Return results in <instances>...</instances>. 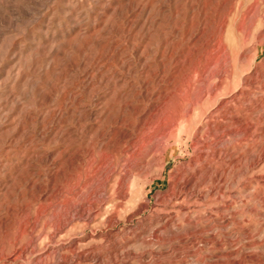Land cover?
I'll use <instances>...</instances> for the list:
<instances>
[{
  "label": "rangeland",
  "instance_id": "rangeland-1",
  "mask_svg": "<svg viewBox=\"0 0 264 264\" xmlns=\"http://www.w3.org/2000/svg\"><path fill=\"white\" fill-rule=\"evenodd\" d=\"M0 264H264V0H0Z\"/></svg>",
  "mask_w": 264,
  "mask_h": 264
},
{
  "label": "bare ground",
  "instance_id": "bare-ground-1",
  "mask_svg": "<svg viewBox=\"0 0 264 264\" xmlns=\"http://www.w3.org/2000/svg\"><path fill=\"white\" fill-rule=\"evenodd\" d=\"M194 38V37H193ZM200 40V39H199ZM198 42V41H197ZM256 49H257V46L253 49V51H252V53L254 52L255 53V56H252L251 57V62H252V64L253 63H255V65H256V56H257V54H256ZM141 56V55H140ZM247 57V56H246ZM239 59H242V57L240 56L239 57ZM239 59H238V61H239ZM245 59V58H244ZM249 59V58H248ZM245 61V60H244ZM244 63V62H243ZM257 66H258V64H257ZM241 67V66H240ZM257 68V67H256ZM259 68V67H258ZM254 69H255V67H254ZM240 70H241V68H240ZM150 87V86H149ZM230 95V94H229ZM234 96V95H233ZM142 100V99H141ZM162 107H163V105H162ZM190 107V106H189ZM134 109V108H133ZM167 109V108H166ZM131 110V109H130ZM138 110V109H137ZM133 112V111H132ZM163 109L161 108V109H159L157 106H154V108H152L151 110H148V112H146V115H148V114H151L152 116H154L155 117V115H157V114H159L158 116H161L162 114H163ZM134 113V112H133ZM141 112H139V110H138V112L136 111V114H140ZM143 113V112H142ZM123 115V114H122ZM169 115V114H168ZM96 117H98V116H96ZM148 117V116H147ZM153 117V118H154ZM138 118V117H137ZM162 118V117H161ZM140 119V118H139ZM143 119V118H142ZM166 119V118H165ZM148 120V119H147ZM162 121V120H161ZM184 121V120H183ZM120 122V121H119ZM121 122H123V121H121ZM150 122V121H149ZM186 122V121H185ZM114 123V122H113ZM117 123V122H116ZM153 123V122H152ZM151 123V124H152ZM155 123V122H154ZM172 123V122H171ZM180 123V122H179ZM183 123V122H182ZM181 124V123H180ZM207 124V123H206ZM155 125V124H154ZM109 126V125H108ZM140 126V125H139ZM148 126V125H147ZM149 126H150V124H149ZM152 126V125H151ZM168 126V125H167ZM170 126V125H169ZM123 127V126H122ZM122 127L118 124L117 126L115 125V126H113L112 128H113V131H115V133H122L123 134V136H124V130L122 129ZM181 127V126H180ZM111 128V129H112ZM169 129V127H165L164 126V123H161L159 126H157L155 129H154V135H160V136H163L164 135V133L166 132V129ZM125 129V128H124ZM151 129V128H150ZM208 130V129H207ZM206 130V131H207ZM111 131V130H110ZM153 131V130H152ZM104 132V131H103ZM224 132V131H223ZM110 133H112V132H110ZM144 133V132H143ZM209 133H210V130H209ZM101 135V134H100ZM218 135V134H217ZM224 135V134H223ZM110 136V135H109ZM153 136V135H152ZM202 136V135H201ZM100 137V141H99V144H100V146H102V147H105V145L104 144H102L104 141H106L107 140V138H106V135H101V136H99ZM125 137L127 138V139H129L130 138V136L129 135H125ZM150 137V136H149ZM211 137V136H210ZM135 138V137H134ZM158 138H161V137H158ZM163 138H164V136H163ZM207 138V137H206ZM96 139V138H95ZM98 139V138H97ZM123 139V138H122ZM150 139V138H149ZM126 140V139H125ZM131 140V139H130ZM203 137H197L196 139H195V142L192 144V148L194 149L198 144H203ZM204 140H205V138H204ZM98 141V140H97ZM96 141V142H97ZM110 142V141H109ZM98 144V143H97ZM159 144H160V142H159ZM157 145V144H156ZM98 146V145H97ZM154 146V145H153ZM158 147V146H157ZM154 148V147H153ZM152 148V149H153ZM100 149V148H99ZM88 150V149H87ZM109 150V149H108ZM156 152V151H155ZM85 153V152H84ZM63 154H65V153H63ZM88 154H90V152H88ZM87 154V155H88ZM94 154V153H93ZM66 155V154H65ZM103 155V154H102ZM153 155H154V153H153ZM204 154H203V152L202 151H199V153H198V155H197V157L195 158V159H201V157L203 156ZM217 155V154H216ZM180 157V156H179ZM182 157H183V155H182ZM102 158V157H101ZM154 158V157H153ZM216 158V157H215ZM85 159V158H84ZM162 159V158H161ZM102 160V165L103 164H106V163H108L109 161V155L106 153V154H104L103 155V159H101ZM203 160V159H202ZM96 162H97V160H95ZM200 161V160H199ZM72 162V161H71ZM93 162H94V160H93ZM93 162H91L90 163V168H89V170L90 169H92V167H93V165L95 166V164H93ZM95 162V163H96ZM165 162H166V159H162L161 160V163L159 164L160 165V167H159V170H158V174H156L157 176L155 177V179H163V168H164V165H165ZM65 163H67V162H65ZM100 163V162H99ZM98 163V164H99ZM149 163V162H148ZM68 164V163H67ZM82 164V163H81ZM89 164V163H88ZM147 165V164H146ZM89 166V165H88ZM87 166V167H88ZM70 167V166H69ZM73 168V167H72ZM191 168V167H190ZM208 168H209V166H208ZM88 169V168H87ZM250 169V168H249ZM68 170V169H67ZM143 170V169H142ZM184 171V170H183ZM195 171H198V170H195ZM194 172V171H193ZM189 173V172H188ZM110 174V173H109ZM178 175V178H177V180H176V182H175V184H174V192L172 191V193H171V195H170V199H172V202H173V204H175V205H173V206H171V207H167V205H164L163 203V205H161L162 206V209H163V211L164 210H167V209H177L179 212H182V213H187L188 214V212H189V210L190 209H196V208H200L201 207V205H199V202H203V197H202V191H200V190H195V186H196V184H194V174H191V173H189L188 174V176L186 177V178H180V176H182L183 175V173H178V174H176V176ZM67 177V176H66ZM71 177V176H70ZM108 177V176H107ZM212 177V176H211ZM84 178V177H83ZM154 178V177H153ZM172 178V177H171ZM170 178V179H171ZM174 178V177H173ZM215 178V177H214ZM91 176H90V173L88 174V176H87V179L85 180V181H87V183L89 184L90 183V181H91ZM108 179V178H107ZM106 179V180H107ZM176 179V178H175ZM206 179V178H205ZM217 179V178H216ZM80 180V179H79ZM119 180H121V178L119 179ZM173 180V179H172ZM215 180V179H214ZM84 181V182H85ZM109 182V181H108ZM149 182V181H148ZM200 182V181H199ZM119 183V182H118ZM153 183V179H152V181H150L149 183H148V185L147 186H151V184ZM198 183V182H197ZM103 184V183H102ZM171 184V183H170ZM69 185V184H68ZM118 185V184H117ZM77 186V185H76ZM201 186V185H200ZM70 187H72V186H70ZM119 188H118V191H117V195H116V199H117V201L119 202V201H121L123 198H124V196H125V193L123 192V190H122V187H121V183H119V186H118ZM197 187H199V186H197ZM177 190H176V189ZM209 188V187H208ZM207 188V189H208ZM199 189V188H198ZM215 189V188H214ZM214 189H209V190H207V191H205L204 193H208V194H211V193H213L214 192ZM203 190V189H202ZM222 190V189H221ZM77 191V187H75L74 189H73V193H75ZM221 192V191H220ZM145 194V193H144ZM188 195H190V196H188ZM168 198V197H167ZM169 200V199H168ZM178 201H180L177 205H176V203L178 202ZM165 202V201H164ZM169 202H171V200L169 201ZM102 203H104V202H102ZM117 205V204H116ZM143 205H145V204H143ZM97 207V206H96ZM93 210V209H92ZM96 209H94V211H95ZM90 211V209H88V210H85V212H84V215L83 216H78V217H76L75 218V221H78V222H80V223H88V221H90V217L89 216H85V213L86 212H89ZM172 211V210H171ZM197 211H199V210H197ZM96 212V211H95ZM200 212V211H199ZM178 213V212H177ZM90 214V213H89ZM176 214V213H175ZM186 214V215H187ZM87 215H88V213H87ZM205 215V214H204ZM188 216V215H187ZM187 216H185V217H187ZM159 217V216H158ZM233 217V216H232ZM188 218V217H187ZM186 218V219H187ZM189 218H190V216H189ZM194 218V217H193ZM92 219H93V217H92ZM91 219V220H92ZM170 219V218H169ZM173 219V218H172ZM195 219V218H194ZM161 220V219H160ZM162 220H163V218H162ZM167 221V220H166ZM184 221H185V218H184ZM191 221H192V219H191ZM190 221V222H191ZM194 221V220H193ZM109 222V221H108ZM173 223V222H172ZM70 224V223H69ZM111 223L109 222V225H110ZM175 224V223H174ZM163 225H165V224H163ZM61 226V225H60ZM188 226V225H187ZM164 227V226H163ZM174 227H175V225H174ZM177 227V226H176ZM175 227V228H176ZM189 227V226H188ZM60 228V227H59ZM157 228H158V226H157ZM160 228V227H159ZM158 228V229H159ZM180 228V227H179ZM65 229V228H64ZM178 229V228H177ZM188 229V228H187ZM191 229V228H190ZM189 229V230H190ZM57 230H58V228H57ZM24 231V230H23ZM59 233V232H58ZM186 234V233H185ZM52 235H53V233H52ZM55 235V234H54ZM61 235V234H60ZM51 238V237H50ZM54 238V237H53ZM56 238V237H55ZM199 241V240H198ZM202 242V244L203 245H208V243H212V242H207V241H205V239L204 240H202L201 241ZM191 243H193L194 245L197 243L196 241H195V239H193L192 241H191ZM215 243V242H214ZM192 245V244H191ZM27 247V246H26ZM23 252V251H22ZM25 252V251H24ZM20 255V254H19ZM51 255V254H50ZM49 256V255H48Z\"/></svg>",
  "mask_w": 264,
  "mask_h": 264
}]
</instances>
